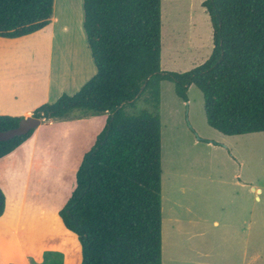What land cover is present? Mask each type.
<instances>
[{
    "label": "trees",
    "instance_id": "obj_1",
    "mask_svg": "<svg viewBox=\"0 0 264 264\" xmlns=\"http://www.w3.org/2000/svg\"><path fill=\"white\" fill-rule=\"evenodd\" d=\"M53 2L0 0V37L41 30ZM201 7L212 28L211 53L176 73L160 67L161 0H83V31L96 73L74 95L63 94L31 115L55 121L75 110L107 114L58 213L78 248L72 264H161V82L173 83L183 102L195 86L207 125L225 136L264 133V0H205ZM141 98L151 112L127 113ZM21 119L0 116V132ZM33 131L0 141V158ZM3 210L0 190V216ZM60 252H44L40 264H63V258L68 264Z\"/></svg>",
    "mask_w": 264,
    "mask_h": 264
},
{
    "label": "rangeland",
    "instance_id": "obj_2",
    "mask_svg": "<svg viewBox=\"0 0 264 264\" xmlns=\"http://www.w3.org/2000/svg\"><path fill=\"white\" fill-rule=\"evenodd\" d=\"M187 1L161 0L163 71L187 72L211 53L209 17L197 0L189 2L194 9L187 14ZM141 110L151 112L142 98L126 112ZM87 115L75 110L67 120ZM159 116L161 264H264V133L224 136L210 128L193 85L183 102L173 83L161 82ZM94 142H87L83 155ZM192 230L197 235L190 237ZM54 232L55 248L74 263V237L61 226Z\"/></svg>",
    "mask_w": 264,
    "mask_h": 264
},
{
    "label": "crops",
    "instance_id": "obj_3",
    "mask_svg": "<svg viewBox=\"0 0 264 264\" xmlns=\"http://www.w3.org/2000/svg\"><path fill=\"white\" fill-rule=\"evenodd\" d=\"M83 19V0H54L47 26L18 38L0 37V116L29 117L63 94L74 95L94 76ZM106 118L41 120L25 142L0 158L1 264H40L44 252H60L54 228L67 229L59 210L75 188L87 142L95 141Z\"/></svg>",
    "mask_w": 264,
    "mask_h": 264
},
{
    "label": "water",
    "instance_id": "obj_4",
    "mask_svg": "<svg viewBox=\"0 0 264 264\" xmlns=\"http://www.w3.org/2000/svg\"><path fill=\"white\" fill-rule=\"evenodd\" d=\"M41 124V120L34 117H26L19 121L17 127L0 132V141H7L15 136L27 134L30 130H35Z\"/></svg>",
    "mask_w": 264,
    "mask_h": 264
}]
</instances>
